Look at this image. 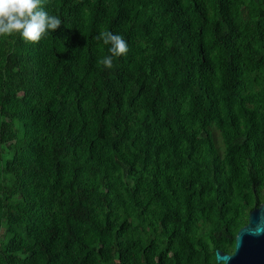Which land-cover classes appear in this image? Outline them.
<instances>
[{"label": "trees", "instance_id": "16d2710c", "mask_svg": "<svg viewBox=\"0 0 264 264\" xmlns=\"http://www.w3.org/2000/svg\"><path fill=\"white\" fill-rule=\"evenodd\" d=\"M44 7L0 38V264H219L264 203V0Z\"/></svg>", "mask_w": 264, "mask_h": 264}, {"label": "clouds", "instance_id": "9594fccd", "mask_svg": "<svg viewBox=\"0 0 264 264\" xmlns=\"http://www.w3.org/2000/svg\"><path fill=\"white\" fill-rule=\"evenodd\" d=\"M45 0H0V38L18 34L28 43H39L50 31H56L62 20L49 14L44 7ZM104 45H110V55L98 60L107 69L113 65V57L126 56L129 47L125 38L111 31L100 30L95 37Z\"/></svg>", "mask_w": 264, "mask_h": 264}, {"label": "water", "instance_id": "95a60500", "mask_svg": "<svg viewBox=\"0 0 264 264\" xmlns=\"http://www.w3.org/2000/svg\"><path fill=\"white\" fill-rule=\"evenodd\" d=\"M219 264H264V203L250 212L236 236L233 253L216 252Z\"/></svg>", "mask_w": 264, "mask_h": 264}]
</instances>
